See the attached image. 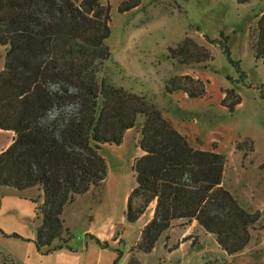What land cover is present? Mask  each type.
Here are the masks:
<instances>
[{
	"label": "trees",
	"instance_id": "trees-1",
	"mask_svg": "<svg viewBox=\"0 0 264 264\" xmlns=\"http://www.w3.org/2000/svg\"><path fill=\"white\" fill-rule=\"evenodd\" d=\"M250 1L236 0L238 4ZM126 3L122 2L120 11L137 5ZM109 22V6L100 0H0V44L7 46L0 70V130L14 134L11 144L0 152V187L18 192L41 189L43 202L34 209L35 219H40L35 248L41 254L70 249L72 234L61 216L63 208L88 191L93 204L100 201L95 198L107 168L99 145H120L125 131L137 125L140 117L137 145L142 154L132 162L135 185L126 199V222L137 221L153 201L155 205L139 239L128 250L127 264H139L135 253L151 252L176 220H195L215 236L226 254L240 252L250 241L259 212L240 206L223 187L225 155L191 146L146 95L99 78L103 64L111 58L105 43ZM256 31L253 56L264 64V10ZM203 36L220 46L242 81L246 75L239 60L231 57L228 35L221 31L214 39ZM168 57L185 66L212 60L206 47L187 36L168 48ZM49 82L59 88L50 90ZM164 89L169 94L183 92L188 98H200L206 92L205 82L189 74L169 77ZM260 90L264 99V87ZM240 102L233 89L224 90L221 105L229 112ZM248 150L252 151V145ZM9 236L24 239L17 233Z\"/></svg>",
	"mask_w": 264,
	"mask_h": 264
},
{
	"label": "rangeland",
	"instance_id": "rangeland-1",
	"mask_svg": "<svg viewBox=\"0 0 264 264\" xmlns=\"http://www.w3.org/2000/svg\"><path fill=\"white\" fill-rule=\"evenodd\" d=\"M100 1L110 11V34L105 43L111 58L103 64L99 78L146 95L187 137L191 146L224 154L223 187L240 206L259 212V219L250 229L249 243L238 253L227 255L218 248L213 234H201L198 226L185 232L187 222L177 220L172 229L160 235L151 252L135 253L139 264H264V168H260L264 163V99L260 96V88L264 87V64L253 56L251 47L257 36L256 22L264 10V0L245 4H238L236 0ZM122 2L137 5L120 11ZM221 31L229 37L231 57L239 60L246 75L242 81L220 46L209 43L203 36L214 39ZM186 36L206 47L212 60L191 66L171 60L168 48L177 46ZM6 48L0 44V70ZM184 74L205 82L204 96L188 98L183 92L165 91L166 79ZM226 89H233L241 99L233 112L221 105ZM140 122L138 117L136 124ZM237 144L241 149H237ZM251 145L252 151H249ZM99 153L107 168L102 189L95 198L100 201L92 202L91 210L85 214L81 203L70 208L66 218L72 234L70 249L56 248L47 254L37 252L33 243L34 217H29L28 223L23 222L17 210L8 208L0 213V252L8 251L23 264H113L115 260L116 264H127L128 250L139 239L151 206L146 216L133 223L126 222V199L135 185L132 163L120 155L123 152L116 145L100 144ZM86 214L94 216L92 225ZM109 226L115 227L119 238L116 242L108 239L107 247L86 235H94V231H104ZM10 228H16L15 232L24 239L4 237L2 230L10 232ZM164 235L168 237L166 245ZM175 243L181 245L168 252L165 247Z\"/></svg>",
	"mask_w": 264,
	"mask_h": 264
},
{
	"label": "crops",
	"instance_id": "crops-1",
	"mask_svg": "<svg viewBox=\"0 0 264 264\" xmlns=\"http://www.w3.org/2000/svg\"><path fill=\"white\" fill-rule=\"evenodd\" d=\"M13 135L14 134L12 131L0 130V138L2 136H5L4 138L2 137L0 139V152L3 151L4 149H6L11 144V142L13 140ZM138 137H139V125H135L132 128H129L125 131L121 144L117 146L118 149L121 150V152H123L120 155H124L125 159L130 160L131 163L133 162V159L135 157L142 154V151L140 150V148L137 145ZM7 198H10L8 205H7ZM31 198L37 199V202H33L31 200ZM42 202H43V193H42V190L39 189L38 187H31V188L25 189L21 192H18L17 190H15L14 188H11V187H0V213L4 210L8 209V208L15 209L20 213V217L23 220V222L27 221V223L29 221V217H34V219H33L34 221L32 224V227L34 230V237H35V227L40 223V219H35L34 209H35V206L37 204H40ZM78 203H81L85 207L84 214L87 213L88 211H90L91 205H92V191H88L85 194L78 195L71 204H68L63 208L61 216L64 220L65 226H66V218L70 212L69 211L70 208L73 205H76ZM154 205H155V201H153L149 205V206H151V210H150L149 216L146 217L145 223L152 216ZM148 209H149V207H148ZM148 209H147V211H148ZM147 211L143 215H141L140 217L146 216ZM86 216L88 217V221L91 223L90 225H92V223L94 222V216L91 214H86ZM89 216H91V219H89ZM187 224H188L187 229H186L187 231H185V232H189V230H191L189 228H193V226H198L195 220L188 221ZM111 226H109L108 229H106V227H105L104 231L103 230L94 231V233H93L94 236H96L101 242L107 241L108 239H111L112 242H116L117 239L119 238V236L118 235L116 236V233L114 232L115 227L114 226L111 227ZM172 228H173V226L169 229H172ZM15 229L16 228L8 229V231H10V232L2 230V235L4 237H8L10 233H17V232H15ZM169 229H167V230H169ZM167 230H165L164 232H166ZM201 230H202L201 234L203 232H205L203 229H201ZM164 232L162 234H164ZM17 234H19V233H17ZM19 235L22 236L21 234H19ZM12 238L18 239L15 237H12ZM164 238H165V235H164ZM167 240H168V237L165 238V245H166ZM184 243H186V242H184ZM175 244H177V247L175 249H177L179 247V245H181L180 243H175ZM169 247L170 246H166L165 248L168 249ZM218 248H220V247L218 246ZM175 249H173V250H175ZM173 250H171V251H173ZM171 251H168V252H171ZM127 255L129 258V253H127ZM7 261L9 264H23L19 260H17L16 257H14L10 253H8V251H1L0 252V264H7ZM202 264H203V262H202Z\"/></svg>",
	"mask_w": 264,
	"mask_h": 264
},
{
	"label": "clouds",
	"instance_id": "clouds-1",
	"mask_svg": "<svg viewBox=\"0 0 264 264\" xmlns=\"http://www.w3.org/2000/svg\"><path fill=\"white\" fill-rule=\"evenodd\" d=\"M48 87H49L50 90L53 89V88L58 89L59 85L58 84L57 85H52L51 82H49Z\"/></svg>",
	"mask_w": 264,
	"mask_h": 264
}]
</instances>
